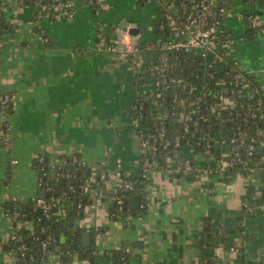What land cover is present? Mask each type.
Listing matches in <instances>:
<instances>
[{
  "label": "crops",
  "instance_id": "obj_1",
  "mask_svg": "<svg viewBox=\"0 0 264 264\" xmlns=\"http://www.w3.org/2000/svg\"><path fill=\"white\" fill-rule=\"evenodd\" d=\"M73 1V17L59 15L58 5L55 20L41 21L53 40L48 47L34 30L31 8L23 0H3L9 28L0 33V82L14 97L12 147H0V264H17L6 247L14 223L4 203L43 193L36 158L47 155L55 164L72 153L87 160L95 182L76 223L91 233L86 244L81 235L80 247L100 256L96 264H113L111 253L125 248L130 249V264H199L208 223L218 228V264H239L240 250L264 264V170L197 176H173L163 168L143 171L131 107L137 89L148 87L142 72L154 55L143 48L131 61L129 54L100 47L98 32L111 38L126 19L140 28L143 43L152 42L163 16L160 1L99 0L97 9L90 0ZM246 8L243 0H230L223 20L230 40L223 49L264 90V34L247 35ZM258 16L264 20V9ZM217 63L223 69L224 61ZM137 173L148 212L115 215L112 207L127 190L124 183ZM137 196L135 208L140 206ZM36 264L92 262L74 251L67 260L50 253Z\"/></svg>",
  "mask_w": 264,
  "mask_h": 264
},
{
  "label": "trees",
  "instance_id": "obj_2",
  "mask_svg": "<svg viewBox=\"0 0 264 264\" xmlns=\"http://www.w3.org/2000/svg\"><path fill=\"white\" fill-rule=\"evenodd\" d=\"M90 1L94 9L100 7L99 0ZM159 1L160 11L163 16L156 22L155 35L162 37L168 36L173 30L170 19L166 14L180 25L186 15L192 11L193 3L198 0ZM243 1L247 5L244 12V17L248 24L246 33L247 35H251L254 34V31L249 26V23L253 17L258 16L259 11L264 9V0ZM212 2V7L216 11L221 6H226L228 9L230 4V0H212ZM23 3L28 5L32 10L35 32L47 38L46 44L48 47L52 46V37L42 26L41 21L44 17L51 20L56 19L55 9L60 4L59 0H23ZM2 6L3 0H0V33L1 30L9 28V23L3 15ZM224 17V14L220 15L222 21ZM104 35H106L105 32ZM222 36L223 39L230 38L226 32ZM223 53L226 55V52ZM169 56V64L172 70L166 72V78L170 82L162 83V75L158 70L151 76V80L161 79L160 87L164 92L158 105L153 104L151 101L144 103L142 120L146 121L153 116L150 115L151 110L161 112L166 121L167 134L173 138L176 136H180L181 138L179 156L193 154V151L197 149L193 145L198 146V149H203L202 147L206 139L211 134L218 135L219 133L229 132L235 135L238 132H243L247 137V142H252L256 145V151L253 154H248L246 144L235 142L234 145L237 146V150L240 152L241 158L246 161V164L237 163L236 167L230 169L228 172L248 173L249 168H244V165L253 167L260 161L261 153L264 152L261 144V141L264 140V116H261L260 110H256L258 96L249 98L237 93L239 89V85L235 83L237 70L230 57L227 58L230 60V63L226 62L225 69L221 73H217V69L214 67L202 68L199 55L196 56L189 52L176 50L170 52ZM133 59L134 55H131L130 60L132 61ZM243 74L246 80H249L252 87H260L262 89V86L254 75L246 71H243ZM172 78H175V80H172ZM220 80H225L228 84L224 87L217 83ZM222 90L225 91V95L235 100L236 107L231 112L219 114L220 103L212 97V93ZM261 95L264 99V94L261 93ZM135 97L140 99L144 95L137 91ZM181 107L189 111V131L184 130L183 121L179 120V110ZM262 110L264 111V101ZM254 112H256V115H253ZM223 117H226V121L222 120ZM260 131L261 133H258ZM12 134L11 130L0 125V147H12ZM188 145H191L194 149L189 151ZM171 149L169 148V151H160V155L158 156L160 163L166 162L163 156L171 152ZM223 150L221 146L215 147L212 156H215V153L219 154ZM35 166L38 171L39 180L41 181L38 185L39 190L44 191L45 198L48 201H55V204L50 209L52 213L51 217L46 218L41 208L36 206V200L33 198L23 202L11 199L4 203L7 213L10 215L13 214L14 210L20 211V214L12 221L14 223V232L10 235L6 244L7 248L13 250L16 263L36 264L38 261L42 262L45 260L50 253L60 254L67 260L74 251H80L81 255L89 258L92 264L98 263L100 256L97 253L90 250L86 251L80 247L81 235L85 231V228L78 226L76 223L77 218L83 213L85 205L91 201L86 194L80 191V185L90 178L88 168L85 170L76 169L75 164L71 162L69 156H67L65 164L54 166L47 155H44L43 161L36 158ZM66 171L71 172L72 176L67 177L63 175ZM130 177V182L134 183L133 188L127 189L128 191L125 190L124 194L121 195L123 198L121 206L116 202V205L112 207L115 209L113 210L115 215L120 212L123 218L131 213H147L149 209L146 192L141 188L143 182L137 181L139 179L138 173ZM47 186H51V189L48 190ZM136 193L140 195L139 208H135L132 204L133 196ZM75 197H78L77 203L74 202ZM25 222H31V225H27ZM14 234L16 235V239L13 238ZM202 236L201 246L203 252L200 255L199 264H218L220 259L215 253L219 239L217 226L211 223L206 224ZM22 243L26 244L25 254H22V251L19 249ZM124 253V250L111 253L113 264H121ZM130 255V252L126 253L125 264H130ZM238 262L239 264L255 263L242 250L238 254Z\"/></svg>",
  "mask_w": 264,
  "mask_h": 264
},
{
  "label": "built area",
  "instance_id": "obj_3",
  "mask_svg": "<svg viewBox=\"0 0 264 264\" xmlns=\"http://www.w3.org/2000/svg\"><path fill=\"white\" fill-rule=\"evenodd\" d=\"M59 3V5H61V9L58 13L59 15H64L67 17H73L75 15L76 7L73 0H59ZM212 4V0H198L197 2L193 3L192 11L186 15L185 19L181 21L180 25L177 24L172 19V17L166 14V16L170 19L173 30L168 36H155V39L152 42L143 43L139 33H133L130 31L131 28L136 27L135 24H127L126 29L117 27L115 35L111 38H108L106 35H104V32L102 31L98 32V44L104 49L118 53L129 54L130 56L134 55L135 57V54L138 53L139 50L147 48L148 50L152 51L154 55V61L148 62L144 66L142 72L148 87L144 89H137V91L141 92L144 97L140 99L135 97L131 107L132 113L134 115L133 126L137 138L138 150L143 159V171L150 168H163L173 176H197L203 172H228L230 169L235 168L237 163L246 164V161L241 158L240 152L237 150V146L234 145L235 142H238L239 144H246L248 148V154H253L256 151V145L252 142H247V137L243 132H238L235 135H232V133L229 132H224L222 134L219 133L218 135L211 134L208 139H206L202 147L203 149H198V146L193 145L194 148H197L195 151H193V154L179 156L181 138L180 136L173 138L167 134L166 121L164 120L163 114L161 112H155L151 110L150 115L153 116L146 121L142 120L144 115V103L151 101L153 104L158 105L164 92L160 87L161 82H170L166 78V72L172 70L169 64L170 52L182 50L191 54H195L196 56L199 55L201 67L204 69L208 67H214L217 69V73H221L225 69L226 62L230 63V60L227 59L229 55L226 50L223 49L224 44L227 43L230 38L223 39L222 35H224L226 32V29L223 25V21L220 19V15H226L228 9L226 6H221L219 10L216 11L213 9ZM249 26L254 32L264 34V20L262 21L259 16L253 17L249 23ZM43 39L47 40L46 37H43ZM223 52H226V55ZM230 59L235 64V68L237 70L235 75V83L236 85H239L237 93L239 95L243 94L249 98L258 96L256 110H260L261 116H264V111L262 110L264 99L261 95V93L264 94L263 88L261 89L260 87H252L249 80H246L243 74V71L248 72L246 68L238 60L233 59L232 57H230ZM218 60L224 61L223 69L218 68ZM156 70L161 73L162 81L161 79H150ZM1 71L2 64L0 62V75ZM172 80H175V78H172ZM217 83L224 87L226 84H228L225 80L217 81ZM0 88V125L13 132V124L9 120V109L12 105L14 96L9 91L3 89L1 82ZM212 97L217 99L220 103L218 110L219 114L231 112L233 108L236 107L235 100H233L232 97L225 95L224 90L214 91L212 93ZM215 107L216 106H214V108ZM253 115H256V112H254ZM180 119L183 121L184 130L189 131L190 114L187 109H184V107H181L179 110V120ZM222 120L226 121V117H223ZM258 133H261V131ZM261 144L264 148V140L261 141ZM219 146H221L224 150L219 154L215 153V156H212V152H214L215 147ZM188 147L189 151L194 149L191 145H188ZM169 148H172L171 152H169L166 156H163L165 157L166 162L160 163L158 158L160 151H169ZM38 158L39 160L43 161L44 156H39ZM69 158L71 159V162L75 164L76 169L85 170L88 167L87 160L77 153L70 154ZM11 161L16 162L17 157L12 156ZM66 161L67 156H62L59 158L58 162L53 165L55 166L65 164ZM244 166V168H249L248 171H250L252 168L264 170V152L261 153L260 161L257 162L253 167H247L246 165ZM63 175L70 177L72 176V173L66 171L63 173ZM40 182L41 181L38 177V185ZM94 184L95 182L92 179H86L80 185L81 193L86 195L89 194L93 189ZM124 188H133V184L130 181H127L124 183ZM47 189H51V186H47ZM42 192L43 196L39 195L33 199L36 200V206L41 208L44 216L46 218H50L52 214L50 209L53 204H55V201H48L45 198V192ZM117 203L120 204V206L122 205L123 198L121 196L117 198ZM19 214L20 211L18 210H14L12 215L7 213L11 221H13V219ZM25 223L27 225H31V222ZM15 237L16 235L14 234L13 238L16 239ZM25 248V243L20 244L19 249L22 251V254H25ZM49 251L52 252L51 249H49ZM124 251L125 253L122 256L123 262L121 264H125V256L126 253L130 252V249L125 248Z\"/></svg>",
  "mask_w": 264,
  "mask_h": 264
},
{
  "label": "water",
  "instance_id": "obj_4",
  "mask_svg": "<svg viewBox=\"0 0 264 264\" xmlns=\"http://www.w3.org/2000/svg\"><path fill=\"white\" fill-rule=\"evenodd\" d=\"M127 24H128V21L125 19L123 21V23L120 25V27H122L123 29H126L127 28ZM130 31L133 32V33H139L140 32V28L139 27H134V28H131ZM219 68H221V67H219ZM261 174L263 175L264 172L262 171ZM40 195L43 196V193H41ZM74 200H75V203H77L78 202V197H75ZM135 202L136 203H139L140 202V196H137L135 198ZM90 234H91L90 231H84L83 232L82 237H83V243L84 244H86V243H88V241H90L89 240L90 239L89 238L90 237ZM229 245H230V243H229Z\"/></svg>",
  "mask_w": 264,
  "mask_h": 264
}]
</instances>
